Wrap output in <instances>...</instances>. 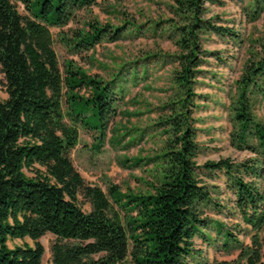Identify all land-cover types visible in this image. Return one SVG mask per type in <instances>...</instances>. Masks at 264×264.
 <instances>
[{"label":"trees","instance_id":"1","mask_svg":"<svg viewBox=\"0 0 264 264\" xmlns=\"http://www.w3.org/2000/svg\"><path fill=\"white\" fill-rule=\"evenodd\" d=\"M14 1L24 6L26 14ZM96 2L0 0V71L7 93L6 99L0 98V264H42L44 247L39 239L46 233L55 237L51 264L126 260L129 264H211L197 259L193 245L197 236L209 244L220 241L226 251L238 250L233 264H264V237L260 236L264 230V123L253 113L256 95L264 96V33L249 40V56L229 104L232 144L256 155L199 164L202 149L196 142L192 114L200 98L195 92L200 66L210 53L202 48V35L212 32L236 41L238 34L217 24L215 17H205V3L217 0H174L170 26L178 48L171 78L175 90L163 104L168 112L158 119L168 134L163 150L148 158L154 162L153 182L146 181L147 191L127 193L109 185L107 194L84 180L70 153L78 143L80 126L93 130L101 142L123 80L104 81L72 61L61 71L50 31L67 24L76 9ZM263 2L250 0L253 18L264 8ZM124 25L125 21L120 25L87 22V29L63 38L73 49L88 50L105 37L117 40ZM122 67L117 76L123 75ZM81 90L85 93L80 94ZM93 115L98 123L90 120ZM136 140L131 138L127 144ZM214 172L226 177L235 208L248 225L249 243L204 214L212 201L203 176ZM80 199L89 203L88 211L82 209ZM207 228L215 230V238L207 234ZM26 238L32 244H8Z\"/></svg>","mask_w":264,"mask_h":264},{"label":"rangeland","instance_id":"2","mask_svg":"<svg viewBox=\"0 0 264 264\" xmlns=\"http://www.w3.org/2000/svg\"><path fill=\"white\" fill-rule=\"evenodd\" d=\"M249 2L217 0L205 3V17H215L217 24L232 28L237 32L238 39L234 41L212 32L202 35V48L210 53L204 56L200 66L202 73L195 87L200 98L196 100L197 107L192 114L196 142L202 149L197 157L199 164L206 160H241L256 155L249 148L240 149L232 144L234 128L229 112L230 97L235 93V80L251 49L249 40L264 33V8L253 18V8ZM14 3L22 14H26L20 2ZM173 4L174 0H97L89 7L76 9L67 24L50 28L61 71L64 72L65 63L72 61L74 66L104 81L110 82L115 77L123 80L120 84L122 91L117 94L115 112L101 142L96 140L97 134L93 130L80 126L78 143L70 153L74 167L84 180L101 187L107 194L109 185L127 193L147 191L149 186L146 181L153 182L154 162L148 158L163 150L168 134L164 130L166 125L160 126L158 119L164 118L168 112L163 104L175 90L171 78L173 69L177 67L174 55L178 48L175 45L177 36L170 26V21L175 18L171 11ZM94 21L112 25L125 21V28L117 40L111 41L105 37L88 50L73 49L64 40L63 37L71 38L75 31L87 29V22ZM158 21L160 23L155 25ZM121 65L123 75L117 76V69ZM132 74L137 75L136 78L133 79ZM84 93L81 90L80 94ZM0 98H7L1 71ZM255 98L258 101L254 103L253 113L264 123V96L257 94ZM90 120L98 123V116L93 115ZM131 138L137 140L127 144ZM203 179L209 186L212 201L204 208V214L222 222L239 239L249 243L250 234L246 233L249 232L248 225L235 208L234 195L225 175L222 172L204 173ZM80 200L82 209L88 211L89 203ZM121 214H124L123 211ZM205 231L211 237H216L212 228ZM260 236L264 237V230ZM54 238L53 234L46 233L39 239L44 247L42 264H51L50 246ZM219 242L209 244L203 238L195 237L193 245L198 253L197 259L211 264L221 261L233 264L238 250L230 248L226 251ZM24 243L32 244V241L26 238L8 242L10 247ZM118 264L129 263L126 260Z\"/></svg>","mask_w":264,"mask_h":264},{"label":"crops","instance_id":"3","mask_svg":"<svg viewBox=\"0 0 264 264\" xmlns=\"http://www.w3.org/2000/svg\"><path fill=\"white\" fill-rule=\"evenodd\" d=\"M234 195V194H233ZM235 197V196H234Z\"/></svg>","mask_w":264,"mask_h":264}]
</instances>
